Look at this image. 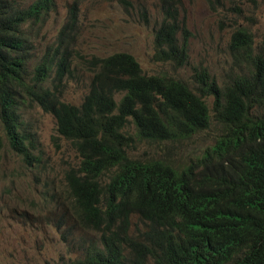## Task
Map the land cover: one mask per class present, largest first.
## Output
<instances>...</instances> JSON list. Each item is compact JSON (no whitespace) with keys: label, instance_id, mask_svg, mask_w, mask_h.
Masks as SVG:
<instances>
[{"label":"trees","instance_id":"trees-1","mask_svg":"<svg viewBox=\"0 0 264 264\" xmlns=\"http://www.w3.org/2000/svg\"><path fill=\"white\" fill-rule=\"evenodd\" d=\"M44 5L49 0L30 7L0 0V151L5 140L25 160L38 151L16 97L27 88L82 156L66 174L72 205L65 212L98 238H82L81 257L63 264H264V46L256 49L251 32L238 29L232 47L248 57L244 73L220 84L200 72L198 87L165 71L149 75L128 52L93 55L83 60L89 84L77 105L61 95L76 64L67 50H48L52 60L36 68L28 85L31 46L23 26L48 15ZM190 35L176 17L164 20L155 32V61L186 65ZM214 120L224 129L183 167L128 154L135 137L187 139ZM134 216L146 225L141 236L130 232Z\"/></svg>","mask_w":264,"mask_h":264},{"label":"rangeland","instance_id":"rangeland-1","mask_svg":"<svg viewBox=\"0 0 264 264\" xmlns=\"http://www.w3.org/2000/svg\"><path fill=\"white\" fill-rule=\"evenodd\" d=\"M74 1L55 0L56 7L37 27L31 69L45 59L49 48L54 54L59 44L68 48L76 64L73 74L64 78L61 95L77 105L89 84L81 56L128 52L138 59L145 73L165 71L198 87L196 75L200 72H208L220 84L244 73L248 57L244 49L232 47L237 29L251 32L256 49L264 46V0H219L213 5L212 0H79L77 21L72 25L70 9ZM168 7L186 18L191 32L189 62L182 67L154 59L155 30ZM55 76L54 69L51 79ZM50 85L54 88L53 82ZM213 101L210 99L211 108ZM28 102L24 118L27 128L36 135L38 151L25 160L7 140L0 151V264H63L81 257L76 244L82 238H98L65 212L66 206L72 205L66 174L81 165L82 156L74 142L58 132L56 118L38 103ZM218 123L214 120L208 129L187 139L151 141L135 137L127 151L142 161L163 160L183 167L214 143L224 129ZM135 131L130 123L129 132L135 136ZM112 172L107 171L104 180ZM146 229L137 216L132 218V235L141 236ZM131 255L134 257L133 252Z\"/></svg>","mask_w":264,"mask_h":264},{"label":"clouds","instance_id":"clouds-1","mask_svg":"<svg viewBox=\"0 0 264 264\" xmlns=\"http://www.w3.org/2000/svg\"><path fill=\"white\" fill-rule=\"evenodd\" d=\"M46 0H35V1H33V2H29L28 0H21V4L22 5H24V6H26V7H30V6H32V5H35V4H38V3H41V2H45ZM215 1H219V0H212L211 1V4L213 5L214 3H215ZM49 2H50V5H49V7L48 6H45L44 5V8L45 9H47L49 12H48V15H49V13L56 7V2H55V0H49ZM79 0H75L74 2H73V4H72V6H71V9H70V23L72 24V25H74L75 23H76V21H77V11L79 10ZM175 9L174 8H171V7H168L167 9H166V11H167V13H166V15L164 16V18H163V20L161 21V23L158 25V27L162 24V22L164 21V20H168V19H170L171 17H176L177 19H178V21H179V23H180V25L183 27V26H185L187 29H188V27H187V22H186V18L185 17H183V18H180L177 14H176V10L174 11ZM48 15H45V16H41L40 17V21L36 24V25H34V24H32V26H34L36 29H34V28H32L31 27V24H30V26H23V28L25 29L24 30V32H25V35L30 39V43H29V45L31 46V55H30V58H29V60H28V62H27V67H28V85L30 86L31 85V83H32V81H33V79L35 78V73H36V68L39 66V65H41V64H43V63H49L51 60H52V58H47L46 57V53H45V59L44 60H42V62H40L38 65H36L35 66V69L34 70H32L31 69V62H32V60H33V57H34V52H35V48H36V41H37V27L39 26V24L40 23H42V22H44L45 21V19H46V17L48 16ZM157 27V28H158ZM157 28H156V30H157ZM64 29V28H63ZM239 29H241V28H239ZM65 30H66V27H65ZM64 30V31H65ZM156 30H155V32H156ZM238 30V29H237ZM63 31V30H62ZM63 31V32H64ZM235 34V33H234ZM233 34V35H234ZM178 37H179V39H183V32H182V30H180L179 31V33H178ZM56 48H59L60 50H62V51H64V50H67L68 51V48H62V45L61 44H59V46L58 47H56ZM49 51H50V48H49ZM50 53H52V52H50ZM68 53L70 54V52L68 51ZM111 55V54H110ZM133 55V54H132ZM60 55L58 54L57 56H56V59L59 57ZM65 56H67L70 60H73L74 61V64L76 63V60L74 59V57L73 56H71V55H65ZM109 56V55H108ZM90 57H92V56H90ZM90 57H83V56H81V58H82V61L84 60V58H90ZM101 57V56H100ZM189 58H190V54H189ZM56 59L54 60V63H53V67H52V70H51V73H52V71L55 69V71H56V68H57V65L55 64V63H57L58 62V60L56 61ZM137 59V58H136ZM138 60V59H137ZM141 64V63H140ZM188 64V63H187ZM74 66V65H73ZM143 68V67H142ZM145 72V71H144ZM205 73V72H204ZM208 73V72H207ZM52 79H51V77H50V80L46 83L47 85L50 83V81H51ZM27 88H23V89H21L20 90V92H21V96L22 97H19V96H16L18 99H19V101L21 102V105L22 106H25V108L27 107V105H28V101H34L29 95H27Z\"/></svg>","mask_w":264,"mask_h":264},{"label":"bare ground","instance_id":"bare-ground-1","mask_svg":"<svg viewBox=\"0 0 264 264\" xmlns=\"http://www.w3.org/2000/svg\"><path fill=\"white\" fill-rule=\"evenodd\" d=\"M98 236V235H97Z\"/></svg>","mask_w":264,"mask_h":264}]
</instances>
